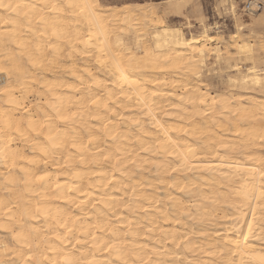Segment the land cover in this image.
Segmentation results:
<instances>
[{"label":"bare ground","instance_id":"1","mask_svg":"<svg viewBox=\"0 0 264 264\" xmlns=\"http://www.w3.org/2000/svg\"><path fill=\"white\" fill-rule=\"evenodd\" d=\"M2 3L0 264H261L264 96L201 81L215 39L148 3Z\"/></svg>","mask_w":264,"mask_h":264},{"label":"rangeland","instance_id":"2","mask_svg":"<svg viewBox=\"0 0 264 264\" xmlns=\"http://www.w3.org/2000/svg\"><path fill=\"white\" fill-rule=\"evenodd\" d=\"M99 1L103 6H122L126 4L147 6V3L148 6L154 5L156 8H159L157 9V19H163L167 26H170L171 28H180L183 30L186 37L191 36L202 38L204 36L205 29H207L208 36L210 35L209 37H213L215 41L205 43L207 52L204 58L205 62L202 64V67H200L201 81L214 93L230 94L237 90L236 92L245 91L251 92L255 95L258 94L257 96H264V88L262 89L261 84L253 85L252 83H249L247 87L251 88L242 90L241 88H234L231 86V82H229L231 78V80L234 78L238 79L241 76L252 73L250 70L251 67L256 66L255 68L260 70L259 45L261 43L262 35H264V29H261L259 25H256L254 28H237L234 14L231 11V4L235 2L238 5V11L235 15H241L244 13V10L247 9V13L245 14V22L251 23V17L253 14L259 16L262 12H264V0H203L202 14L206 17L207 23H202L199 18L189 15L190 9H184L183 15L167 14L164 10L166 6V0ZM251 4H255L256 7H251ZM164 12L166 15H164ZM119 31L118 33L124 35V32H121V29H119ZM149 31L152 32L151 29ZM233 35H235V37H233ZM147 38L150 43V36ZM127 42H129L130 45L132 43L131 38L127 37ZM243 43L248 45L251 44V48L255 46L254 51L256 53V63L254 65L252 64V60L240 59L241 56L237 51L239 46L238 44ZM231 47L235 49H232ZM217 49L220 51L217 52ZM219 53H221V55ZM256 73L261 77L258 72ZM186 75V73L182 75V78H186ZM226 91L229 92L227 93Z\"/></svg>","mask_w":264,"mask_h":264},{"label":"snow or ice","instance_id":"3","mask_svg":"<svg viewBox=\"0 0 264 264\" xmlns=\"http://www.w3.org/2000/svg\"><path fill=\"white\" fill-rule=\"evenodd\" d=\"M251 7L255 8V4H251ZM0 7H11V5H5L0 0ZM52 10H55L56 6H51ZM169 14L174 15H183L184 9H190L189 15L199 18L202 23H207L206 17L202 14L203 9V0H169L168 4ZM231 11L234 14V19L237 28L244 27V28H254L256 25H259L261 29H264V12H262L259 16L253 14L251 17V23L245 22V14L247 13V9L244 10V13L241 15H235L238 11V5L233 2L231 4ZM207 32V29H205ZM143 40V44L140 43L139 40L132 42L130 46L127 47L126 55L129 59H134L138 53L140 54H147L146 49L149 44V40L147 37H141ZM254 47L252 48H244L243 51L246 52L252 58V64L256 63V53L254 51ZM259 52H260V70L255 67H251L252 72H259L261 75V79L258 81L261 84V87L264 88V35H262L261 43L259 45ZM253 82L256 83L255 77H253ZM261 264H264V260L261 261Z\"/></svg>","mask_w":264,"mask_h":264}]
</instances>
